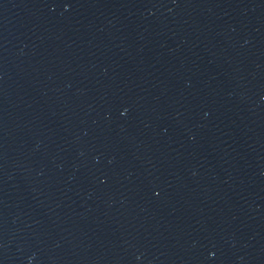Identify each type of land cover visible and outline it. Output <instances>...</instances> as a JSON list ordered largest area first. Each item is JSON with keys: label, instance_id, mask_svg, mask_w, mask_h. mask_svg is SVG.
Here are the masks:
<instances>
[{"label": "water", "instance_id": "1", "mask_svg": "<svg viewBox=\"0 0 264 264\" xmlns=\"http://www.w3.org/2000/svg\"><path fill=\"white\" fill-rule=\"evenodd\" d=\"M0 264H264V0H0Z\"/></svg>", "mask_w": 264, "mask_h": 264}]
</instances>
